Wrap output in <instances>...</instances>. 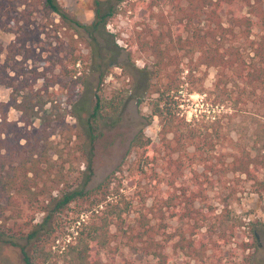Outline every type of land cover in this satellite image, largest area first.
Instances as JSON below:
<instances>
[{
	"label": "trees",
	"instance_id": "obj_1",
	"mask_svg": "<svg viewBox=\"0 0 264 264\" xmlns=\"http://www.w3.org/2000/svg\"><path fill=\"white\" fill-rule=\"evenodd\" d=\"M154 1L152 4L141 2L150 7L160 6V10L152 12L154 22L147 21L140 13L133 19L134 31L128 40L127 52L130 56L137 51L151 52L155 62L150 72L159 82L166 80V92L180 89V63L184 57L197 65L216 67V84L221 86L223 93L228 77L234 72L252 85L255 92L264 89V0H170L176 4L171 20L160 2ZM39 3L47 16L54 13L69 19L59 0H39ZM8 4L11 0L6 3L0 0V27L12 30L16 36L7 45L0 41V85L13 89L10 98L0 102L1 239L19 247L25 264H47L59 239L64 264H102V251L112 249L116 252L120 246L146 257V261L125 257L122 264H215L214 231H209V238L204 239L202 228L207 216L196 206L199 193L177 185L185 166L179 155L186 152L191 159L207 164V154L228 138L222 123L219 120L210 124L188 121L165 103L157 110L163 124L160 140H153L144 130L138 131L123 161L98 185L89 187L94 174L95 143L103 127L120 121L131 98L123 91L109 96L102 85L118 51L108 47L99 49L94 37L90 66L95 65L94 70H100V82L94 89L82 78L84 73L78 76L77 70L67 66L63 71L65 78L57 80V54L55 58L31 48L29 41L35 39L37 32L29 24L25 27L20 19L15 20L11 8L6 7ZM138 4L129 2L122 11L135 12ZM95 5L93 23L84 25L72 20L84 25L91 34L105 27L118 12L110 0H96ZM13 25L17 26L15 30ZM255 29L258 30L256 35ZM116 46L119 50L123 48ZM59 47L67 60L79 63L81 57L75 53L73 43L62 41ZM245 48L253 53L251 61L244 54ZM103 50L105 53L101 52ZM30 59L34 62L31 67L27 64ZM48 72L53 73L51 78H47ZM41 77L50 82L36 89L34 83ZM57 83L61 91H67L85 162L73 183L57 170L44 141L46 137H39L29 129L35 126L34 120L41 117L40 112L47 103L41 92L45 89L47 96L52 97L57 90L50 92V88ZM11 108L20 112L19 120L24 122L25 128L19 120L9 118ZM139 154L147 159L144 166L132 160ZM218 158L219 161L211 165L212 169L220 167L246 174L253 181L255 191L264 196V175H261L264 160L247 151L222 154ZM151 163H161L163 179L155 184L139 182L128 190L126 174L130 172L131 175L135 170L141 175ZM219 164L221 166H217ZM69 211L76 216L69 219ZM39 212L44 216L36 222ZM63 215L66 220L61 222ZM172 218L188 225L190 236L183 227L170 232ZM73 222L77 226L70 230ZM70 236L72 238L67 241ZM252 236L251 241L244 242V250L257 248L255 230ZM211 242L214 243L212 247ZM186 257L188 262L184 261ZM254 258L255 252H249L235 264H255ZM0 264L6 262L0 259Z\"/></svg>",
	"mask_w": 264,
	"mask_h": 264
},
{
	"label": "rangeland",
	"instance_id": "obj_2",
	"mask_svg": "<svg viewBox=\"0 0 264 264\" xmlns=\"http://www.w3.org/2000/svg\"><path fill=\"white\" fill-rule=\"evenodd\" d=\"M143 1L148 4L155 2L154 0H110L118 12L105 27H99L93 34L88 32L84 25L91 24L95 20L96 0H59L62 10L68 14L69 19L54 13L47 16L39 0H11V4L6 7L11 8L15 20L20 19L25 27L29 24L37 32L35 39L29 41L31 48L45 55L55 57L57 54L55 71L57 80L65 78L63 71L67 66L71 70H77L78 76L84 73L82 78H85L87 84L94 89L100 82V70H94L95 65L90 66L94 56L92 46L94 37L97 39L99 49L108 47L118 51L115 63L110 66V72L104 78L102 85L109 96L116 91H123L131 98L120 121L116 125L103 127L95 143L94 174L89 187L98 185L123 161L138 131L144 130L145 134L153 140H160L163 124L157 110L165 106V103L188 121L210 124L219 120L228 138L207 154V164L198 159H191L186 152L180 154L179 157L184 160L185 166L177 186L184 185L189 192L195 190L199 193L196 206L201 208L207 216L206 225L202 228V232H205L204 239L209 238V231H214L212 236L216 241L215 264H235L249 252H255V264H264V196L255 191L253 181L246 174L222 170L220 167L211 168L212 164L219 161L218 157L222 154H241L247 151L254 157L264 160V89L259 88L255 92L252 85L234 72L228 77L224 88L225 93H223L221 86L218 87L216 84V67L197 65L189 62V57H184L180 63L182 70L179 77L180 89L166 92L164 86L166 80L159 82L150 72L155 62L151 52L137 51L131 56L127 52L129 51L128 40L132 38L134 31L133 19L140 13L147 21L154 22L152 12L160 10V6L143 5L141 3ZM156 1L160 2L164 13L171 20L176 11V4L171 3L170 0ZM129 2L140 3L138 10L124 13L122 8ZM72 20H77L84 25L80 26ZM13 28L15 30L17 26L13 25ZM257 32L258 30L255 29L254 34L256 35ZM15 36L12 30H4L0 27V41L5 45ZM62 41L74 44L75 53L81 57L79 63L73 64L64 57V52L59 47ZM115 43L128 49L120 48L119 50ZM101 52L105 53V50ZM244 54L247 60L251 61L253 53L245 48ZM2 57L4 58V55ZM27 64L31 67L34 62L30 59ZM52 76L53 73H47V78ZM49 82L46 77H41L34 86L36 89L44 88ZM156 82L158 83L155 87ZM154 89L159 91L155 92ZM54 90H57V94H53L52 97L47 96L45 89L41 92L43 97L47 98V103L40 112L41 117L34 120L35 126L29 129L36 132L39 137H46L44 141L47 143L52 160L57 165V170H61L64 179L73 183L85 166L84 156L79 148L77 120L72 115L67 91L65 89L61 91L59 83L50 88V92ZM12 91V88L0 85V102L7 101ZM9 118L19 120L20 112L11 108ZM1 121L0 113V123ZM18 122L23 128L26 127L23 121ZM37 129L40 131L37 132ZM190 152L193 153V149H190ZM143 156V154H139L136 158L130 156L129 160L131 161L132 157V160L144 166L147 159ZM145 170V173L141 175L135 173V170L131 175L130 172L126 174L128 179L125 185L128 190L134 188L139 182L142 185L155 184L159 179H163L161 163L147 164ZM261 173L263 176L264 167ZM161 181L163 186V180ZM63 184L65 182L61 186ZM43 216L44 213L39 212L36 222L41 221ZM75 216L72 211H69V219ZM81 217L83 218L84 215ZM60 218L61 222L66 220L65 215ZM73 223L74 226L70 230L77 226H75L76 222ZM181 227L185 228L190 236L188 225L177 218L169 220L170 232H175ZM253 230L256 233L257 248L251 247L244 250L242 248L244 242L253 239ZM71 238L70 236L67 241ZM60 241V239L57 240L56 245L53 246L52 259L47 264H64L60 256L63 249ZM213 244L211 242L210 246L212 247ZM129 256H134L139 261H146L145 256L122 246L118 247L116 252L105 249L101 253L102 264H113L114 260H116L115 264H122L123 259ZM0 259L6 264H25L19 247L6 244L1 237ZM181 259L182 257L179 258ZM188 260L186 257L184 261L188 262ZM192 263L195 261L192 260Z\"/></svg>",
	"mask_w": 264,
	"mask_h": 264
}]
</instances>
